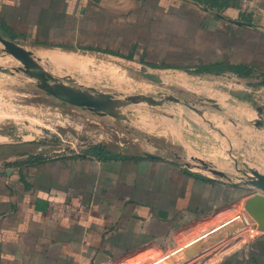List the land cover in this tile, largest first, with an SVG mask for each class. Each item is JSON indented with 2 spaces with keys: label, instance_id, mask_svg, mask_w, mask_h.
<instances>
[{
  "label": "crops",
  "instance_id": "1",
  "mask_svg": "<svg viewBox=\"0 0 264 264\" xmlns=\"http://www.w3.org/2000/svg\"><path fill=\"white\" fill-rule=\"evenodd\" d=\"M193 2L241 22L235 26L242 28V42L224 46L233 54L242 49V60L231 57L209 64H243L250 78L264 79V0H224L220 8ZM115 4L117 0H0V33L27 48L98 41L104 25L119 15ZM243 80L242 89L253 91L252 83ZM254 90L261 105L259 126L264 128V83ZM248 102L242 117L251 112ZM20 135L18 142L36 140L31 132ZM104 152L46 156L21 150L0 158V264L127 263L146 251L173 248L207 223L212 233L232 219L212 222L244 211L245 200L257 192L164 156ZM258 229L244 244L209 263L215 253L197 263L207 259V264H264V229ZM237 232H242V223L198 252L190 247L195 256H202Z\"/></svg>",
  "mask_w": 264,
  "mask_h": 264
},
{
  "label": "rangeland",
  "instance_id": "2",
  "mask_svg": "<svg viewBox=\"0 0 264 264\" xmlns=\"http://www.w3.org/2000/svg\"><path fill=\"white\" fill-rule=\"evenodd\" d=\"M113 7L119 15L104 25L102 39L71 44L48 42L29 49L42 57L45 67L56 75L72 74L85 85L110 92H143L154 96L172 93L194 104L201 116L186 105L166 102L155 107H128L133 110L130 120H115L62 102L36 87L33 79L23 72L0 71V158L21 150L46 156L87 152L100 145L105 151L129 156L153 152L184 168L232 183L244 179L243 171L249 173L248 167L264 173V128L254 123L255 119H262L254 89L264 79L249 75L243 80V76L231 71L215 76L194 72L197 66L215 60L231 57L242 60V49L233 54L224 46L242 42V28L235 26L241 22L218 15L219 10L212 13L193 0H117ZM130 52L133 58L126 57ZM51 53L63 57V63L51 59ZM141 64L160 74L165 84L142 76L138 71ZM0 65L11 67L19 62L0 53ZM242 80L244 84L252 83L253 91L243 90ZM204 97L216 99L222 109L202 100ZM246 99L251 101L248 102L251 112L242 117ZM36 130L40 132L35 133ZM22 131L31 132L36 140L18 142ZM209 167L225 172L228 178L212 174ZM243 214V209L237 210L211 224L219 225ZM241 223L242 232L202 256H195L190 246L209 233L210 223L173 248L160 253L146 251L123 264H198L215 253L209 263L260 232L256 225H251L249 216L248 221L240 220Z\"/></svg>",
  "mask_w": 264,
  "mask_h": 264
},
{
  "label": "water",
  "instance_id": "3",
  "mask_svg": "<svg viewBox=\"0 0 264 264\" xmlns=\"http://www.w3.org/2000/svg\"><path fill=\"white\" fill-rule=\"evenodd\" d=\"M0 43V53H6L19 62V65L11 67H4L0 65V71L9 74L23 72L28 77L33 79L36 87L64 103L80 106L89 109L94 113L111 116L115 120L122 121L130 120L129 114L132 113L133 110H128V107L137 105L155 107L161 106L166 102L186 105L201 116L200 111L194 104L189 103L186 99L180 98L172 93H160L158 96L143 92L118 93L85 85L72 74L56 75L50 72L45 67L44 63H46V61L42 57L36 55L31 49L15 42L14 40L4 37L1 33ZM138 71L142 76L149 80L161 85L165 84L161 75L151 71L146 64H141ZM202 100L210 102L211 105L217 109H222L220 103L214 98L204 97ZM254 123L256 125H260L262 121L260 119H255ZM143 154L150 158H162V155L153 152L145 151ZM204 165L207 166L206 163H204ZM208 170L214 175L228 178L227 174L221 170L211 167H209ZM248 170L249 173L243 171L242 177H244V179H240V183H242V185L252 187L257 192L245 200L244 214L241 216V219H233L212 233L206 235L204 238L192 243L191 246L196 252H198L199 248L201 249L203 246H206L219 237H222L231 229L237 228L240 225V220H245L244 216L247 217V221L248 216L250 217L252 221L251 225H256L258 228L264 229V173L253 167H248ZM247 224L250 225L249 222H247Z\"/></svg>",
  "mask_w": 264,
  "mask_h": 264
},
{
  "label": "trees",
  "instance_id": "4",
  "mask_svg": "<svg viewBox=\"0 0 264 264\" xmlns=\"http://www.w3.org/2000/svg\"><path fill=\"white\" fill-rule=\"evenodd\" d=\"M196 1L200 4L203 5H208L209 7L213 8H220L221 6H223L224 4V0H193ZM58 46H63L64 45H58ZM68 47V46H66ZM126 57L128 58H133V54L130 52ZM153 65V64H152ZM184 69H186V67H184ZM224 71H231L235 74H237L238 76H249L250 75V69L243 64H231L229 62H219V63H215V64H205L199 67H196L194 72L195 73H200V72H209V73H221ZM264 83V80L261 82ZM89 151L97 153V154H105L106 152H104V149L100 146V145H95L92 148L89 149ZM110 156L113 157H117V156H122L120 154H110ZM206 178V177H203ZM208 179V178H207Z\"/></svg>",
  "mask_w": 264,
  "mask_h": 264
},
{
  "label": "bare ground",
  "instance_id": "5",
  "mask_svg": "<svg viewBox=\"0 0 264 264\" xmlns=\"http://www.w3.org/2000/svg\"><path fill=\"white\" fill-rule=\"evenodd\" d=\"M49 56H50L51 59H54V60L57 61V62L63 63V57L57 55L56 53H55V54L51 53ZM47 57H48V56H47ZM114 79H116V78L114 77ZM111 80H112V79H111ZM119 82H120V81H119Z\"/></svg>",
  "mask_w": 264,
  "mask_h": 264
}]
</instances>
